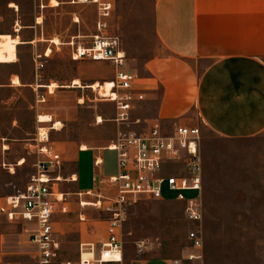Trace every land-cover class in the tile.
Returning a JSON list of instances; mask_svg holds the SVG:
<instances>
[{
    "label": "crops",
    "instance_id": "obj_1",
    "mask_svg": "<svg viewBox=\"0 0 264 264\" xmlns=\"http://www.w3.org/2000/svg\"><path fill=\"white\" fill-rule=\"evenodd\" d=\"M53 1L58 5L53 6ZM115 5L114 23L121 33L122 48L124 44L126 50H133L136 45L131 36L143 35L149 28L156 40L151 57L133 58L142 65L141 71L127 64L123 48L124 70L138 75L140 87L146 90V100L136 103L131 114L133 119V112L143 109L145 119L135 117L128 130L141 132L157 121L170 129L201 126L225 141L251 140L264 134V0H115ZM84 6L72 5L70 0H7L0 10V36L19 41L17 60L0 63V106L11 108L29 91L37 129L46 127L51 134L64 126L62 108L70 114L77 105L99 107L103 99L94 85L109 79L95 73L92 65L96 62L72 59L82 43L80 8ZM36 63H44V69H38ZM42 117H50L51 122L41 121ZM136 121L144 129H137ZM57 123L59 128L54 127ZM126 130L117 125L114 141ZM6 140L0 145V170L13 174L26 161H12L13 144ZM51 144L59 149L55 142ZM83 146L70 151L77 164L73 174L78 187L81 156L92 153V186L81 191L100 190L103 177L112 176L105 170L108 146H86V151ZM97 156L104 162L102 175L94 167ZM117 173L115 153L114 175Z\"/></svg>",
    "mask_w": 264,
    "mask_h": 264
},
{
    "label": "rangeland",
    "instance_id": "obj_2",
    "mask_svg": "<svg viewBox=\"0 0 264 264\" xmlns=\"http://www.w3.org/2000/svg\"><path fill=\"white\" fill-rule=\"evenodd\" d=\"M6 2L0 0V10ZM80 15L82 37L94 35L96 7H81ZM111 32L121 36L114 18ZM84 41L90 40L86 38ZM131 43L136 46L130 51L123 44L127 51V64L141 71L142 65L139 61H133V58L145 60L154 54V34L150 28L143 35L133 34ZM92 66L95 73L109 78L103 81H112L115 70L110 63H94ZM31 102L30 92L27 91L23 99L11 108L0 106V145L4 142L2 139L6 138L9 144H13L10 149L12 161L17 162L21 158L26 161L23 167L14 168L13 174L0 170L2 197L23 191L36 171L38 156L30 153V145L34 144L37 134L36 116L30 111ZM98 106L91 108L89 103L77 105L70 114L66 113L65 108L61 109L65 112L61 116L64 126L60 132L51 134V141L57 144L65 160L62 170L65 180L71 178L77 168L76 162L70 158V151L75 152L83 145L94 149L105 147L114 141V128L117 127L114 123L115 104L103 99ZM133 114L132 121L136 118L145 119L143 109L138 108ZM98 116L103 118V123H98ZM12 125L16 128H12ZM143 125H137V129L141 126V131ZM198 128L202 133L204 174L202 222L194 225L188 221L186 206L178 201V193L165 192L166 202L140 200L125 212L123 231L126 257L123 264H142L148 260L147 264H165L162 260H183L189 253L188 235L193 230H199L204 241L203 261L193 264H264V134L251 140L225 141L201 126ZM114 155V152L106 153L107 175H114ZM92 158V153L81 156L79 187L78 182L62 183L60 186L63 192L70 195L69 212L55 218L60 243L58 262L79 263L80 248L86 244L95 249L97 254L109 235L113 215L96 207L80 206L82 199V202L97 201L78 196L84 187L92 186ZM182 195L185 199L197 197L196 193ZM23 227L7 218L0 220V260L10 264H37V248L30 242ZM142 243L145 244V250L140 254L138 246ZM82 260L92 264L90 255L82 254Z\"/></svg>",
    "mask_w": 264,
    "mask_h": 264
},
{
    "label": "built area",
    "instance_id": "obj_3",
    "mask_svg": "<svg viewBox=\"0 0 264 264\" xmlns=\"http://www.w3.org/2000/svg\"><path fill=\"white\" fill-rule=\"evenodd\" d=\"M72 5H93L97 21L95 34L82 37L76 46L73 60H90L96 63H110L115 70L113 80L114 97L107 99L115 104L118 126L133 125L131 114L136 103L146 100V90L140 87L138 75L124 70L126 55L117 33L112 34L111 22L116 10L115 0H70ZM89 38L90 41H84ZM74 46V45H73ZM39 59V57H38ZM44 69V63H36ZM136 125L140 121L135 122ZM50 129H37L31 150L39 157L35 174L29 179L23 191L0 196V220L7 218L24 226L30 242L36 246L37 264H57L60 257V243L55 229V218L69 212V195L60 189L62 183L77 181L74 175L64 179L62 170L65 160L50 141ZM202 133L198 127L175 125L166 128L160 122H153L141 132L126 130L106 150L115 152L118 173L103 177V191L88 190L78 196L96 199L94 206L113 215L109 224V235L101 244L100 251L83 245L79 263L70 261L58 264H90L82 260L83 252L92 254V264H123L126 257L123 224L125 212L142 199L166 202L165 192L178 193V201L186 206L190 223L198 225L203 220L204 174L201 155ZM102 157L94 158V167L102 175ZM182 193H196L197 197L185 199ZM83 199L80 206H83ZM189 253L183 260H172L171 264H193L203 261L204 241L199 230L188 235ZM145 244L138 246L142 254ZM0 264H10L0 260Z\"/></svg>",
    "mask_w": 264,
    "mask_h": 264
},
{
    "label": "bare ground",
    "instance_id": "obj_4",
    "mask_svg": "<svg viewBox=\"0 0 264 264\" xmlns=\"http://www.w3.org/2000/svg\"><path fill=\"white\" fill-rule=\"evenodd\" d=\"M52 5L56 6V5H58V3L56 1H53ZM77 21H79V20H77ZM18 43H19L18 40H14L10 36H0V63H12V62H15L17 60V53H16L17 47H16V45ZM54 43L60 44L59 40H57V39L54 40ZM94 88L99 92V97H103V98L114 97V91H113L114 84L112 81L105 82L103 84H99V83L95 84ZM41 121L51 122V118L50 117H42ZM98 122H99V124L103 123V118L99 117ZM54 127L59 128L60 124L57 123V124H55ZM82 150L86 151V150H88V148L86 146H83ZM23 162L24 161H22L21 164H23ZM74 180L77 181L76 176L74 177ZM83 206H85V207L94 206V203L84 201ZM83 255L92 256V263L94 262V257L92 254L83 253Z\"/></svg>",
    "mask_w": 264,
    "mask_h": 264
}]
</instances>
